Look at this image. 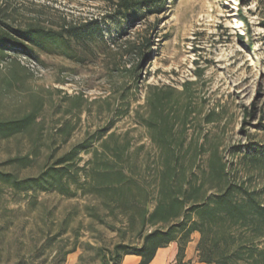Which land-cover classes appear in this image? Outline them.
I'll return each mask as SVG.
<instances>
[{"label": "rangeland", "instance_id": "374dc122", "mask_svg": "<svg viewBox=\"0 0 264 264\" xmlns=\"http://www.w3.org/2000/svg\"><path fill=\"white\" fill-rule=\"evenodd\" d=\"M112 1L118 0H0V18L15 25L39 21L58 27L65 19L104 17L113 9ZM168 2L161 14L133 22L128 28L131 34L119 39L150 36L154 44L148 59H139L136 52L127 54L120 46L112 54L84 53L82 59L41 51L39 60L27 57L35 62V71L19 60L23 54L9 52L0 58V117L19 109L29 93L43 96L46 102L35 163L27 167L7 163L27 154L34 157L31 137L0 138V168L21 177L36 176L51 153L49 145L58 156L107 126L109 132L129 131L134 143L131 156L148 165L155 149L136 114V110L144 111L140 106L145 105L147 87H181L195 80L193 101L201 115L192 125L191 136L221 137L226 159L240 169L237 176L250 187H264V172H248L236 164L241 156L238 148L243 153L252 142L264 143V0ZM127 25V18H108L103 26L105 40L111 42L119 26L123 30ZM138 66L141 72L136 76ZM122 94L131 100V110L119 118L114 109ZM210 112L218 113V120L206 123ZM66 122L74 127L64 140L59 128ZM82 156L88 159L90 154ZM33 199L36 204L12 188H0V264L20 260L60 264L68 251L63 264H102L109 261L116 245L143 242L140 227H132L117 210L109 212L101 205L100 217L88 214L86 205L101 204L92 196L41 192Z\"/></svg>", "mask_w": 264, "mask_h": 264}, {"label": "trees", "instance_id": "16d2710c", "mask_svg": "<svg viewBox=\"0 0 264 264\" xmlns=\"http://www.w3.org/2000/svg\"><path fill=\"white\" fill-rule=\"evenodd\" d=\"M169 0H118L101 18L67 21L58 27L33 21L25 26L0 18V58L9 52L39 60L41 51H50L71 59L103 50L112 54L116 47L127 54L136 52L148 59L154 42L150 36L119 39L131 34L129 27L148 14H161ZM108 18H127L128 25L111 42L105 40L104 23ZM128 38V37H127ZM124 54V53H123ZM15 64L20 68V61ZM141 62H139L140 65ZM136 76L141 72V66ZM195 80L181 87L149 84L143 112L136 110L138 122L147 129L155 152L148 165L131 156L134 146L130 132L118 133L107 127L98 128L61 155L49 145L51 153L36 176H24L0 168V188H12L18 195L29 196V202L41 192H56L64 197L92 196L99 204L86 205L88 214L100 217L101 205L107 211H118L132 227H140L139 246L119 244L111 250L110 259L102 264H120L126 254L141 256L139 264H149L159 248L177 242L178 264L184 262L185 251L193 235L199 233L197 254L207 264H264V187H250L237 176L238 169L229 163L218 135H193L195 119L201 112L194 103ZM22 89V87H19ZM19 109L0 117V138L28 135L34 147L32 155L10 158L21 167L36 161L41 138L43 96L29 93ZM114 111L119 118L129 115L131 100L122 94ZM108 102V100H107ZM110 105V102L107 103ZM219 114L210 112L206 123L216 122ZM74 125L66 122L59 128L68 139ZM97 144V145H96ZM236 150L241 154L236 164L248 172H264V143L252 142ZM83 154H90L88 159ZM148 169L149 172L146 170ZM58 233L57 235H61ZM51 240L44 243L48 246ZM71 252V251H68ZM64 253L61 263L66 261ZM40 253L36 254V258ZM20 260L16 264H33Z\"/></svg>", "mask_w": 264, "mask_h": 264}, {"label": "crops", "instance_id": "0c3cea01", "mask_svg": "<svg viewBox=\"0 0 264 264\" xmlns=\"http://www.w3.org/2000/svg\"><path fill=\"white\" fill-rule=\"evenodd\" d=\"M198 239L199 233L196 232L192 237V241L186 248V257L184 259V262L191 261L190 264H207L201 262L198 258L196 249L197 243L199 241ZM178 249L179 246L177 242H171L167 247L159 248L155 254L154 259L149 264H178ZM141 259V256H137L134 254H126L120 264H139Z\"/></svg>", "mask_w": 264, "mask_h": 264}, {"label": "built area", "instance_id": "2783aa9c", "mask_svg": "<svg viewBox=\"0 0 264 264\" xmlns=\"http://www.w3.org/2000/svg\"><path fill=\"white\" fill-rule=\"evenodd\" d=\"M22 58H24V59H22ZM19 60H21V62H22L25 66H27L30 70L35 71V68H36V64H35V62H32L30 59H28V58L25 57V56L20 57Z\"/></svg>", "mask_w": 264, "mask_h": 264}]
</instances>
